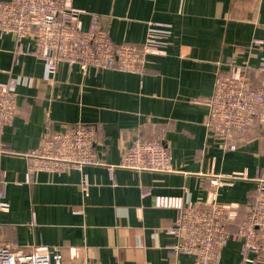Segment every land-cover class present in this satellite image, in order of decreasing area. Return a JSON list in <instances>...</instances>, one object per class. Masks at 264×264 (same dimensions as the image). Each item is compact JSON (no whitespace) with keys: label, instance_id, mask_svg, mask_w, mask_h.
<instances>
[{"label":"crops","instance_id":"0c3cea01","mask_svg":"<svg viewBox=\"0 0 264 264\" xmlns=\"http://www.w3.org/2000/svg\"><path fill=\"white\" fill-rule=\"evenodd\" d=\"M83 28L96 17L114 42L140 44L161 36L162 53L145 58L142 72L82 71L58 64L49 74L42 60L23 54L14 62L12 34L0 36V82L16 79L17 113L0 130V241L26 249L60 248L68 264H193L172 255L167 232L176 208L156 206V196L194 202L214 200L248 209L264 180V125L243 132L235 149L207 135L215 75L231 65L261 85L264 0H71ZM260 41L262 47L254 44ZM96 128L99 163L28 175L26 153L41 136L75 123ZM164 129L171 171L119 167L134 138ZM260 175V177H259ZM86 181V191L81 183ZM248 258L256 257L248 253ZM217 264L243 260L241 243L229 240Z\"/></svg>","mask_w":264,"mask_h":264},{"label":"built area","instance_id":"2783aa9c","mask_svg":"<svg viewBox=\"0 0 264 264\" xmlns=\"http://www.w3.org/2000/svg\"><path fill=\"white\" fill-rule=\"evenodd\" d=\"M82 9L71 0H0V36L9 33L15 40L14 62L23 54L44 62L54 74L58 64L78 66L86 71L120 69L142 72L149 54L162 53L161 36L149 33L140 43L114 42L96 17L86 28L80 24ZM254 44L262 47L258 40ZM261 85L248 81L246 69L231 65L215 75L208 105L207 135L222 149H235L243 132L251 126L264 125V60L259 68ZM16 79L0 82V130L17 113ZM164 129L150 138H134L120 156L119 167L132 170L171 171ZM96 128L90 123H75L55 132L43 133L39 147L25 156L31 175L37 170L62 172L70 168L98 164L95 149ZM7 145L0 147L6 151ZM260 177V175H259ZM257 184L256 206L236 221V204H219L214 200L194 202L174 197L156 196L154 204L175 207L176 217L167 229L176 241L167 245L176 255H187L193 264H217L221 249L229 240L241 243L243 260L264 261V180ZM81 188L86 191V181ZM3 197V193H0ZM8 203L0 201V209ZM233 227V230H231ZM256 255L248 258V253ZM0 264H68L62 261L60 248L37 244L28 249L0 241ZM147 264V263H144ZM174 264V263H166Z\"/></svg>","mask_w":264,"mask_h":264},{"label":"trees","instance_id":"16d2710c","mask_svg":"<svg viewBox=\"0 0 264 264\" xmlns=\"http://www.w3.org/2000/svg\"><path fill=\"white\" fill-rule=\"evenodd\" d=\"M255 206H256V199L252 200L251 206L248 209L245 210L243 208L241 209L240 205H238L236 208L237 211L236 221H239L243 215H245L247 212L252 210ZM231 230H233V227H231Z\"/></svg>","mask_w":264,"mask_h":264}]
</instances>
